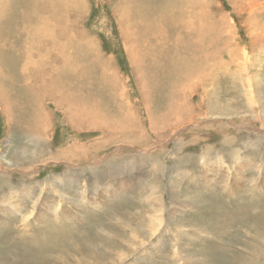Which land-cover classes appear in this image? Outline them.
Masks as SVG:
<instances>
[{"label": "rangeland", "instance_id": "obj_1", "mask_svg": "<svg viewBox=\"0 0 264 264\" xmlns=\"http://www.w3.org/2000/svg\"><path fill=\"white\" fill-rule=\"evenodd\" d=\"M0 264H264V0H0Z\"/></svg>", "mask_w": 264, "mask_h": 264}, {"label": "bare ground", "instance_id": "obj_2", "mask_svg": "<svg viewBox=\"0 0 264 264\" xmlns=\"http://www.w3.org/2000/svg\"><path fill=\"white\" fill-rule=\"evenodd\" d=\"M131 10V9H130ZM127 13V12H126ZM129 13H131V12H129ZM129 13H127V14H129ZM126 15V14H125ZM128 24H130V22L128 23ZM147 25V24H146ZM156 29V28H155ZM127 30V29H126ZM128 31H130V30H127V32ZM152 34V33H151ZM156 34V33H155ZM157 35V34H156ZM137 39V38H136ZM196 70V67H193V70H191L190 71V73H192V72H194Z\"/></svg>", "mask_w": 264, "mask_h": 264}, {"label": "crops", "instance_id": "obj_3", "mask_svg": "<svg viewBox=\"0 0 264 264\" xmlns=\"http://www.w3.org/2000/svg\"><path fill=\"white\" fill-rule=\"evenodd\" d=\"M135 9V8H134ZM138 11V10H137ZM86 63H89V62H86Z\"/></svg>", "mask_w": 264, "mask_h": 264}]
</instances>
